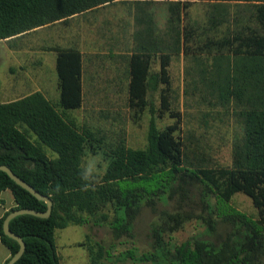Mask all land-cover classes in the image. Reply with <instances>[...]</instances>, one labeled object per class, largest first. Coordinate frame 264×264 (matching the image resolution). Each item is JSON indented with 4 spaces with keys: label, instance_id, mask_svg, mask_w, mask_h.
Here are the masks:
<instances>
[{
    "label": "trees",
    "instance_id": "1",
    "mask_svg": "<svg viewBox=\"0 0 264 264\" xmlns=\"http://www.w3.org/2000/svg\"><path fill=\"white\" fill-rule=\"evenodd\" d=\"M129 1L169 2L171 23H179L190 4H207L206 24L200 27V34L191 25L182 26L174 40L175 48L178 53H185L192 48L191 44L198 53L211 55L214 63L222 60V66L213 70L212 78L208 75L204 80L209 85L207 89L216 91L220 101L239 105L237 117L242 138L234 149L232 166L180 172L183 144L175 135L177 128L167 126L161 131L150 128L146 150H131L119 143L108 154L110 160L105 173L97 176L99 183L95 191H83L81 161L85 149L94 148L98 142L88 129H78L65 119L68 111L82 105V54L75 47H52L50 50L56 58L58 106L62 111L58 112L39 92L0 103V165L8 167L52 202L47 218L19 215L9 221L10 231L25 243L24 253L14 264H59L56 230L70 224L81 225L87 217L98 214L105 221L108 217L104 212L108 209L116 215L113 236L127 235L143 205L153 209L164 196L173 198L178 191L183 195L186 186L197 182L201 184L203 198L215 194L227 202L234 194L243 193L257 210L258 219L253 222L239 213L225 216L226 223L245 231L241 240L230 234L217 250L196 241L191 250L176 252L178 264H264L261 260L264 252V0H0V41H10L55 23H66L74 16L109 4ZM228 3L239 8L234 16L230 15ZM227 23L226 30L220 34V27ZM134 53L130 61L127 107L141 112L148 106L150 55ZM169 59V54L161 56V111L170 110ZM166 170L170 174L159 186L158 174ZM4 190H10L16 204L0 218V241L10 252L7 264L19 245L4 235V218L18 209L45 212L46 204L0 171V194ZM183 219L167 215L152 233L154 239L177 230ZM208 223L212 231L214 225Z\"/></svg>",
    "mask_w": 264,
    "mask_h": 264
},
{
    "label": "rangeland",
    "instance_id": "2",
    "mask_svg": "<svg viewBox=\"0 0 264 264\" xmlns=\"http://www.w3.org/2000/svg\"><path fill=\"white\" fill-rule=\"evenodd\" d=\"M226 5L230 15L234 16L239 8L234 3ZM138 7L149 14L150 28L155 29V34L170 43L182 26L191 25L200 34L209 11L207 4L192 3L179 23H171L169 2H116L78 15L66 23L0 41V103L40 92L61 112L55 54L50 48L72 45L84 57L85 91L81 107L68 111L65 119L78 129H88L98 142L94 148L85 149L80 165L83 172L91 166L96 176L101 177L110 160L108 154L115 146L122 142L128 149L144 151L148 147L150 128L161 131L167 126L177 128L175 135L183 144L180 172L185 169L195 171L199 167H231L234 149L242 138L237 117L239 105L224 103L217 98L216 91L207 89L209 85L204 77L212 78L213 70L222 66V60L214 63L211 55L198 53L196 46L189 44L192 47L189 51L172 55L169 111L160 110V90H149L148 106L141 112L127 107L124 91L113 92L109 99L95 101L91 97L92 92L87 86L91 70L89 53H95L97 66L103 71L120 69L123 76L124 62L120 57L129 54L137 27H143L136 18ZM229 23L220 27V34ZM167 51H170L169 47ZM158 64L156 61L153 71H158ZM46 152L54 157L48 149ZM169 174L170 170L158 174L159 186ZM200 188L199 182L186 186L183 195L178 191L173 198L164 196L153 209L143 205L130 233L119 238L112 234L116 215L111 209L104 212L108 217L105 221L99 219L98 214L87 217L81 225L70 224L56 230L59 264H178L176 252L191 250L196 241L217 250L230 234L241 240L245 231L226 223L224 218L239 213L257 221V210L250 198L243 193L234 194L227 202L215 194L203 198ZM78 215L86 217L85 214ZM167 215L185 218L177 230L162 234L159 242L152 233ZM208 222L214 225L212 231ZM261 260L264 263V252Z\"/></svg>",
    "mask_w": 264,
    "mask_h": 264
},
{
    "label": "crops",
    "instance_id": "3",
    "mask_svg": "<svg viewBox=\"0 0 264 264\" xmlns=\"http://www.w3.org/2000/svg\"><path fill=\"white\" fill-rule=\"evenodd\" d=\"M138 11H139V14L137 15L136 18L140 21V23H142L141 26H143V27H141V28H139L140 26L137 27V32H136L135 36H133L132 47H131L129 54L126 55L125 57H120L122 59V61L124 62V66H123L124 67V74H123V76H122V73L120 72V69H115V70H112L110 72L106 71V70L103 71L101 67L97 66L95 53L94 52L89 53V55H90L89 56V61H90L89 67L91 70L89 72L87 86L89 88V91L92 92L91 97L95 101H97L98 99H102V98L109 99V97L112 96V93L115 91H121V92L124 91V97H125V100L127 101L128 89H129V84H130V61H131L133 54H135L134 52H136L138 54L141 53V54H149L150 55V59H149L150 68H149L148 76H147V84L150 86H148L147 89H149V90L150 89L151 90H161L163 88V85L159 79V72L161 69V61H162L161 56L165 55V54H169V56H170L169 64L167 66L168 75H169V79H170L169 66H170L171 58H172V55L178 54V50L175 48V41L173 40V42L170 43L166 40H163L158 34H155V29L150 28L152 21L150 20L149 14H147L146 11H143V8H141V7H138ZM77 16H74V17H77ZM74 17H72V18H74ZM72 18H70V19H72ZM57 24H59V23H55V24L50 25V26L38 28L32 32H36L37 30L45 29V28H48V27H51V26H54ZM29 33H31V32H29ZM170 45H172V46H170ZM55 46H58L61 48L74 47L72 45H68V46L55 45ZM55 46H52V47H55ZM168 47H169L170 51H167ZM75 48H77V47H75ZM133 49L135 51H133ZM81 54H82V52H81ZM179 54H182V52H179ZM55 60H56V58H55ZM156 61H158V63H159L158 64V71H153V67H154V64H156ZM55 71H56V69H55ZM56 77H57V74H56ZM84 77H85L84 57L82 54V59H81L82 98L84 96L83 92L85 91ZM170 83H171V79H170ZM56 86H57V80H56ZM57 89H58V87H57ZM102 92H104L103 95H102ZM94 106H96V104ZM0 198L3 202L2 204H0V218H2V217H4V215L7 212H9L12 208H14L16 206V204L14 202V199H13V196H12L10 190L2 191L0 194ZM9 257H10V252L0 241V264H5L6 261L9 259Z\"/></svg>",
    "mask_w": 264,
    "mask_h": 264
},
{
    "label": "water",
    "instance_id": "4",
    "mask_svg": "<svg viewBox=\"0 0 264 264\" xmlns=\"http://www.w3.org/2000/svg\"><path fill=\"white\" fill-rule=\"evenodd\" d=\"M0 171L4 172L7 174V176L15 182L18 186L29 192L33 197H35L37 200L42 201L46 204V211L45 212H38L30 209H18V210H13L11 211L3 220L2 224V230L4 235L7 237L15 240L18 245L19 249L17 252L10 258L9 262L7 264H14L24 253L25 251V243L23 242L22 238L19 237L18 235L14 234L13 232L10 231L8 227L9 221L19 215H32L35 217H40V218H47L49 217L52 209V202L48 197H45L41 194H39L37 191H35L30 185H28L26 182H24L22 179L17 177L8 167L4 165H0Z\"/></svg>",
    "mask_w": 264,
    "mask_h": 264
},
{
    "label": "clouds",
    "instance_id": "5",
    "mask_svg": "<svg viewBox=\"0 0 264 264\" xmlns=\"http://www.w3.org/2000/svg\"><path fill=\"white\" fill-rule=\"evenodd\" d=\"M82 179L85 183L82 185L83 191L93 190L95 191V185L99 183L97 176L94 172L93 167H88L84 172L81 174Z\"/></svg>",
    "mask_w": 264,
    "mask_h": 264
}]
</instances>
